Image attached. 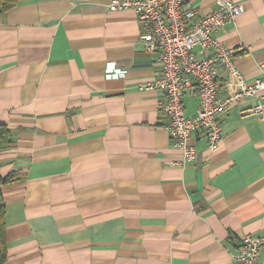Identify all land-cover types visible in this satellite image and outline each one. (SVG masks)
<instances>
[{
    "label": "crops",
    "instance_id": "0c3cea01",
    "mask_svg": "<svg viewBox=\"0 0 264 264\" xmlns=\"http://www.w3.org/2000/svg\"><path fill=\"white\" fill-rule=\"evenodd\" d=\"M213 36L248 80H264V0ZM110 0H18L0 15L4 264H235L246 235L264 237V90L221 117L209 148L183 161L160 106L157 53L132 9ZM202 13L216 0H190ZM198 50V48H197ZM223 88L236 91L229 75ZM195 114L197 87L184 90ZM259 264H264V247Z\"/></svg>",
    "mask_w": 264,
    "mask_h": 264
},
{
    "label": "built area",
    "instance_id": "2783aa9c",
    "mask_svg": "<svg viewBox=\"0 0 264 264\" xmlns=\"http://www.w3.org/2000/svg\"><path fill=\"white\" fill-rule=\"evenodd\" d=\"M110 10L132 9L141 26L140 39L146 51L157 53L159 76L144 83L145 89H161L165 102L160 106L167 128L183 161L195 159L194 145L189 143L199 133L209 148L221 138L220 117L233 105L264 90V80L248 81L233 59V48L213 33L243 11V5L216 0L214 10L202 13L190 0H110ZM198 48V50H197ZM225 75L231 77L236 91L223 88ZM194 82L198 106L187 116L183 106L185 87ZM263 105L251 106L249 112H262ZM264 237L246 235L232 254L235 264H259Z\"/></svg>",
    "mask_w": 264,
    "mask_h": 264
},
{
    "label": "trees",
    "instance_id": "16d2710c",
    "mask_svg": "<svg viewBox=\"0 0 264 264\" xmlns=\"http://www.w3.org/2000/svg\"><path fill=\"white\" fill-rule=\"evenodd\" d=\"M18 0H0V15L16 5ZM12 142L11 130L0 123V150L10 146ZM19 176L10 172L4 177L0 176V186L11 184L17 181ZM5 204L0 190V264H4L7 257L6 225L4 220Z\"/></svg>",
    "mask_w": 264,
    "mask_h": 264
}]
</instances>
